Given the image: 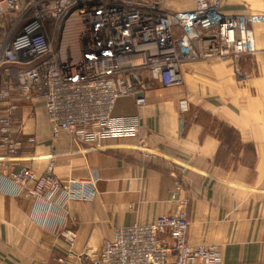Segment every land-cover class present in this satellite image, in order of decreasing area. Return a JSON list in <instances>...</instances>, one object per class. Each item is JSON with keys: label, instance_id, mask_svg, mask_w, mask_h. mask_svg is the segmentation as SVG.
I'll return each mask as SVG.
<instances>
[{"label": "crops", "instance_id": "crops-1", "mask_svg": "<svg viewBox=\"0 0 264 264\" xmlns=\"http://www.w3.org/2000/svg\"><path fill=\"white\" fill-rule=\"evenodd\" d=\"M194 2L164 6L187 10ZM220 8L264 16V0H220ZM250 28L255 51L238 61H188L183 85L158 83L141 106L120 98L113 115L138 116L136 133L53 137L43 105L15 96L24 133L15 135L17 153L0 149V264H62L58 257L81 264L75 254L98 252L117 228L175 212L182 197L192 245L215 246L222 264H264V21ZM25 167L94 186L88 198L61 189L26 195L12 176ZM59 227L75 233L72 244Z\"/></svg>", "mask_w": 264, "mask_h": 264}, {"label": "built area", "instance_id": "built-area-1", "mask_svg": "<svg viewBox=\"0 0 264 264\" xmlns=\"http://www.w3.org/2000/svg\"><path fill=\"white\" fill-rule=\"evenodd\" d=\"M164 1L0 0V149L15 154L22 145L15 96L43 105L53 137L136 133L138 116L113 115L120 98L144 105L145 91L156 84L183 85L185 62L238 61L255 51L249 17L224 12L220 0H195L192 9L178 11ZM69 39L74 53L65 50ZM12 176L21 192L34 196L61 189L67 197L88 198L94 186L92 179L62 182L27 167ZM179 205L150 224L117 228L98 252L74 254L81 264H222L215 246L189 242L187 199ZM57 232L74 242L72 231Z\"/></svg>", "mask_w": 264, "mask_h": 264}, {"label": "bare ground", "instance_id": "bare-ground-1", "mask_svg": "<svg viewBox=\"0 0 264 264\" xmlns=\"http://www.w3.org/2000/svg\"><path fill=\"white\" fill-rule=\"evenodd\" d=\"M75 44H76V42L73 41V39H69L66 42V45H65L66 52H68V53H74V52H76Z\"/></svg>", "mask_w": 264, "mask_h": 264}, {"label": "rangeland", "instance_id": "rangeland-1", "mask_svg": "<svg viewBox=\"0 0 264 264\" xmlns=\"http://www.w3.org/2000/svg\"><path fill=\"white\" fill-rule=\"evenodd\" d=\"M255 22V21H264L263 19H262V15H257V16H255L254 17V19H252V18H248V27H249V29H250V31L252 32V30H251V28H250V24H251V22ZM253 34V33H252Z\"/></svg>", "mask_w": 264, "mask_h": 264}, {"label": "water", "instance_id": "water-1", "mask_svg": "<svg viewBox=\"0 0 264 264\" xmlns=\"http://www.w3.org/2000/svg\"><path fill=\"white\" fill-rule=\"evenodd\" d=\"M141 95H142V93L138 94V96H141Z\"/></svg>", "mask_w": 264, "mask_h": 264}]
</instances>
